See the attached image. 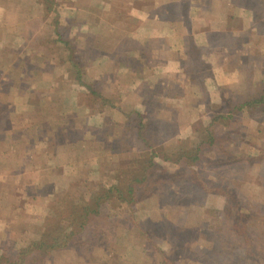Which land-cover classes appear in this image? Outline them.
Wrapping results in <instances>:
<instances>
[{
  "label": "rangeland",
  "instance_id": "obj_1",
  "mask_svg": "<svg viewBox=\"0 0 264 264\" xmlns=\"http://www.w3.org/2000/svg\"><path fill=\"white\" fill-rule=\"evenodd\" d=\"M35 1L37 0H0V112L8 113L5 120L7 134L0 135V177L8 175L11 179L6 186H3L4 181L1 184L2 190L10 192L11 196L4 199L0 197V247L6 246L11 239H20L22 242V238L27 237V215H43L47 211V205L54 199L63 197L66 190L86 193L90 190L89 187H95L102 180L109 181V184L113 181L110 176H99L95 168H92L88 178L91 180L87 184L80 175L89 161L95 159L97 146L102 145L98 139L114 140L124 128L125 113L118 105L125 107V112L132 105L142 108L149 103L156 107L163 115V121H159L157 126L167 141H175L190 138L195 127L202 126L209 115L215 109L218 110L222 88L233 90L237 96H241L243 92L242 96L247 100L262 96L264 89L261 81L264 74V15L256 16L253 30L245 32L258 37H244L239 33L238 39H234L233 32L227 38V31L216 35L219 41L222 37V40L232 46L228 56L223 54L220 58L221 66L217 68L216 77L205 85L207 92L196 86H188L185 92L182 89L174 93L178 99L174 100L172 92L175 88L168 87L167 82L162 84L164 86L158 85L160 95L156 99H150L145 93L149 91L150 85L141 76L115 72L113 75L108 74L109 62L113 60L104 54L116 51V42L122 32L105 21L100 23V28L94 21L88 26L85 16L95 19L99 15L97 8L93 13L90 12L88 3L98 0H56L51 12L36 7L29 15L30 5ZM118 1L113 0L111 4L114 13L126 14L134 8L131 0H121L120 4ZM148 8L146 5L142 7L146 10ZM54 18L60 21L63 29L69 30L72 37L78 39L76 51L82 61L80 65L89 79L93 77L101 81V91L104 97L111 99V104H102L99 97L79 86L75 82L76 70L63 64L65 55L61 44L55 39ZM109 37L116 41L110 42ZM36 53L41 57H34ZM198 68L202 74H208L206 70H209V66L201 65ZM215 79L220 82V86L216 85ZM140 80L143 81L141 85ZM113 105L116 106L113 108ZM175 109L174 114L178 115L177 121L180 122L182 132L171 139L168 135V112L170 115V111ZM240 119L246 136L256 135L257 140L264 145V119L263 123L252 117ZM189 125L192 127L186 130L185 127ZM257 129L263 130V133L259 134ZM222 131L223 128H219V132ZM54 132L61 133V137L55 136ZM45 138H67V143L74 145L84 141L89 150L85 151L89 154H86V162L73 161L72 154L67 151V145L63 141L46 142ZM243 145L232 143L225 146L231 154L239 156L241 149L247 147V144ZM252 149L250 153H256ZM45 153L55 162H46ZM59 159L64 161L60 162ZM45 162L52 165L49 177L46 175L47 168L43 166ZM158 163L154 176L158 177L157 174H161L163 170L168 173L175 169L172 162L159 160ZM214 175H218L221 186L226 185L227 180L230 183L232 181L230 186L240 190L239 195L249 201L250 210L258 212L257 207L264 201V165L252 168L237 165L210 176ZM46 181H50V185ZM151 183L154 184L151 180L147 185H152ZM156 184L157 186L150 187L152 191L148 198L138 202L134 208L123 206L116 198L112 199L110 213L114 217L108 222L96 220L87 226L84 233L86 239L97 242L89 248L88 253L83 249L89 263H100L106 257L103 249H109L113 253L115 251L113 258H118L120 264L158 263L154 260L157 259L156 249L151 252L149 261L144 258V254H140L141 236L138 228H141L154 235L153 241L157 248L167 247L168 251L178 248L177 261L187 259L185 251L195 250L198 253L192 256L190 264H264L261 255L264 252L260 251L264 250V227L261 228V225L253 241L252 249H256V255L250 254V247L244 243L229 249L225 245L221 246L223 236L216 233L220 221L214 216L221 214L224 209V196L209 194L198 181L183 186L177 183L173 187L167 183ZM177 188L181 191H176ZM160 212L169 221L180 226L198 221L199 225L196 224L195 227L197 234H192L194 240L182 243L174 238L159 236L157 221L160 219ZM212 224L214 231L211 230ZM66 226L67 223L63 222L64 229ZM200 229L211 232L203 233L201 237L198 236L201 234ZM212 248L217 249L212 252L204 251ZM74 254L73 251L65 254L68 261L75 259ZM64 256L60 257L65 258ZM79 261V264H85L84 259Z\"/></svg>",
  "mask_w": 264,
  "mask_h": 264
},
{
  "label": "trees",
  "instance_id": "obj_2",
  "mask_svg": "<svg viewBox=\"0 0 264 264\" xmlns=\"http://www.w3.org/2000/svg\"><path fill=\"white\" fill-rule=\"evenodd\" d=\"M55 1H35L30 5L31 7L29 6V15L36 7L51 12L56 5ZM54 21L55 23H52L55 24L53 29L56 35L55 39L64 50L63 64L74 68L77 72L76 81H74L93 96L99 97L103 102L102 104H111V99L104 97L101 91L103 87V85H99L101 81L95 80L93 77L89 79L83 66L80 65L82 61L76 51L78 39L72 37L68 29H63L60 21H56V18ZM38 56L36 53L34 57L38 58ZM261 77L264 85V74ZM224 89L220 90L221 100L218 110L215 109L207 121L202 126L195 127L192 136L184 140H166L163 132L157 126L159 121H163V115H161L160 110L149 105V103L142 108L132 105L127 112H125V107L118 105V108L125 113L122 126L124 128L119 137L114 138V140L98 139L102 145L97 146V151L94 153L95 159L90 160L84 172L79 174L81 178H85L87 184L91 180L88 178L92 168H95L99 176L102 178L110 176L113 181L109 184L107 183L109 181L102 180L95 187H89L90 190H87L86 193L73 189L66 190L63 197L54 199L51 204L47 205V211L43 215H27V219H29L25 232L27 237L24 236L22 242L20 239H11L6 246H1L0 264H79L81 259H84L85 264H120L121 261L118 258H113L115 251L113 253V251L103 248L106 257L102 258L100 263L88 262L85 251L88 253L89 248H92L97 242L86 239L84 233L87 226L93 221L108 222L114 217L110 213L112 210L110 202L114 198L119 200L123 206L134 208L138 202L148 198L152 191L150 187L152 185L157 186L156 183L158 185L167 183L173 187L177 183H181L182 186L190 183L192 185L195 181H198L209 194H221L226 198L225 207L221 214L214 216L220 221L216 233L223 236L221 246L225 245L229 249L244 243L250 247L252 252L250 254L256 255L258 252L256 249L255 251L252 249L254 248L253 241L259 232L260 225L261 228L264 227V201L257 207L258 212L256 210L254 212L249 208V201L239 195L240 190L230 186L232 181L230 183V180H227L226 185L221 186L222 184L218 183V175L213 177L210 175L224 170V168H232L237 165L246 168L264 165V145L260 140H257L256 135L246 136L240 119L252 117L260 119L262 122L264 119V89L262 96L251 100L245 99L242 96L243 92L241 96H237L233 90ZM7 117V112H0V135L2 136L8 129L5 126ZM219 128H223V131L219 132ZM257 132L261 134L263 130L257 129ZM54 133H56L55 136L61 134L59 132ZM67 140V138L60 140L59 138L54 140L45 138L46 142L58 143L63 141L65 146L67 145V151L72 154L73 161L84 160L86 162L88 152L85 153V151L88 148L84 141L74 145L67 143ZM116 143L117 145H115ZM232 143H242V146L247 144V147L241 149L242 152L239 156H234L225 146ZM251 148L255 149L256 153H250ZM44 158L46 162H55L47 153H45ZM59 160L60 162L64 161L63 159ZM159 160L172 162L175 165L174 171L167 173L163 170L161 174H157L158 177L154 176L158 170ZM46 162L43 166L47 168L46 175L49 177L50 172H52V165ZM69 163L72 164L73 162ZM151 180L154 184L147 185ZM46 183L50 185V181H46ZM176 191H181V189L177 188ZM158 214L160 217L157 221L159 236L166 239L174 238L182 243L194 240L192 234H197L195 227L196 224L199 225L198 221L180 226L169 221L164 213ZM63 222L67 223L65 229ZM138 229L141 236L140 254H144V258L149 261L152 256L151 252L157 250L155 253L157 259L154 260L158 263L154 261L152 264H190L193 261L192 256L198 253L194 252L195 250L185 251L184 253L188 255L187 259L177 261L178 248H171L170 251L166 249L167 247L157 248L153 241L154 235L141 230V228ZM211 230H215L213 224ZM211 230L200 229L201 234L199 233L198 236L202 237L203 233L211 232ZM184 249L187 250L185 247ZM215 249L217 248L204 251L212 252ZM70 251L75 253V259L68 261L65 254ZM260 251L264 252L263 249ZM261 255L264 258V254L261 253Z\"/></svg>",
  "mask_w": 264,
  "mask_h": 264
},
{
  "label": "crops",
  "instance_id": "obj_3",
  "mask_svg": "<svg viewBox=\"0 0 264 264\" xmlns=\"http://www.w3.org/2000/svg\"><path fill=\"white\" fill-rule=\"evenodd\" d=\"M98 1L88 3L90 12L97 8L99 14L95 19L85 16L88 26L95 22L98 27L105 21L122 32L116 42V51L104 54L113 60L109 62L108 74L115 72L141 76L150 85L149 91L145 92L150 99H156L158 85L167 82L168 87L175 88L172 92L174 100L178 99L173 94L182 89L185 92L188 86L206 91L205 85L216 77L217 68L221 66L220 58L223 54L228 56L232 46L222 37L219 41L216 35L227 31V38L233 32L234 39H238L239 33H242L240 36H247L249 34L245 32L253 30L256 16L264 15V0H131L134 8L126 14L112 11L113 0ZM120 3L121 0L118 1ZM145 5L149 7L147 10L142 9ZM250 36L258 37L254 34ZM109 39L113 43L116 41ZM194 53L196 56L191 57ZM201 65L209 66V70H206L208 74L201 73L198 68ZM215 80L216 85L220 86V82ZM139 84H143V81L140 80ZM176 110L170 111V115L168 112L167 126L171 139L182 132L178 115L174 114ZM10 180L8 175L0 177V197L3 199L11 194L3 191L1 184L4 181L3 186H6Z\"/></svg>",
  "mask_w": 264,
  "mask_h": 264
}]
</instances>
